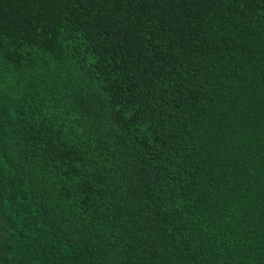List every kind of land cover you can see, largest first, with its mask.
<instances>
[{
	"label": "trees",
	"instance_id": "16d2710c",
	"mask_svg": "<svg viewBox=\"0 0 264 264\" xmlns=\"http://www.w3.org/2000/svg\"><path fill=\"white\" fill-rule=\"evenodd\" d=\"M0 264H264V0H0Z\"/></svg>",
	"mask_w": 264,
	"mask_h": 264
}]
</instances>
